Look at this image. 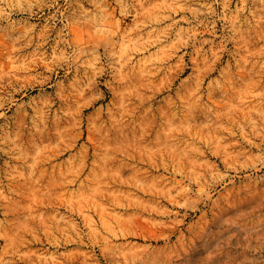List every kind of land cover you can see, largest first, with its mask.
Wrapping results in <instances>:
<instances>
[{
    "label": "rangeland",
    "instance_id": "rangeland-1",
    "mask_svg": "<svg viewBox=\"0 0 264 264\" xmlns=\"http://www.w3.org/2000/svg\"><path fill=\"white\" fill-rule=\"evenodd\" d=\"M0 264H264V0H0Z\"/></svg>",
    "mask_w": 264,
    "mask_h": 264
}]
</instances>
